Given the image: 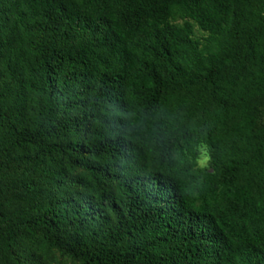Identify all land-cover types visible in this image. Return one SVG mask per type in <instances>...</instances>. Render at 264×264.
Masks as SVG:
<instances>
[{"label":"trees","instance_id":"1","mask_svg":"<svg viewBox=\"0 0 264 264\" xmlns=\"http://www.w3.org/2000/svg\"><path fill=\"white\" fill-rule=\"evenodd\" d=\"M0 264H264V0H0Z\"/></svg>","mask_w":264,"mask_h":264},{"label":"rangeland","instance_id":"2","mask_svg":"<svg viewBox=\"0 0 264 264\" xmlns=\"http://www.w3.org/2000/svg\"><path fill=\"white\" fill-rule=\"evenodd\" d=\"M201 161H203V162H204V158H201Z\"/></svg>","mask_w":264,"mask_h":264}]
</instances>
